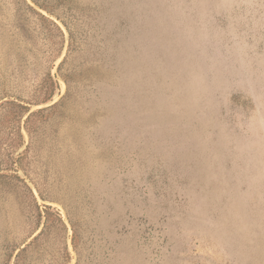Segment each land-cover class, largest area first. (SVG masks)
Instances as JSON below:
<instances>
[{
    "label": "rangeland",
    "instance_id": "374dc122",
    "mask_svg": "<svg viewBox=\"0 0 264 264\" xmlns=\"http://www.w3.org/2000/svg\"><path fill=\"white\" fill-rule=\"evenodd\" d=\"M0 264H264V0H0Z\"/></svg>",
    "mask_w": 264,
    "mask_h": 264
},
{
    "label": "trees",
    "instance_id": "16d2710c",
    "mask_svg": "<svg viewBox=\"0 0 264 264\" xmlns=\"http://www.w3.org/2000/svg\"><path fill=\"white\" fill-rule=\"evenodd\" d=\"M54 25L60 31L61 28H59V26H57L56 24H54ZM44 82L45 83L42 86V90H41L44 93L43 102H48V101L53 99L56 92L59 90V85H58V82L56 81V79L51 74L48 75V77L44 80ZM22 109H23V112L21 113V118H24L27 116V119L24 122V128L31 135V130H30L29 125L31 124V122L35 118V116H38L40 114L41 110L38 112L31 113V109L28 107H23ZM16 115H18V112L14 113V116H16ZM19 135H20L22 141H24V136L22 134V128H21V131L19 129ZM21 158L22 157L20 155V158L17 162L18 164H20ZM15 169H17V168H15ZM15 172L17 173V171H15ZM17 178H19V176H17ZM39 194H40L41 198L44 199V197L41 195L40 192H39ZM39 215L41 217V221H44L45 227H49V226H51V224H61L64 226V221H63V218H62L60 212L56 211L52 206H44V211L40 212ZM73 241L75 244V238H73ZM75 248H76V245H75Z\"/></svg>",
    "mask_w": 264,
    "mask_h": 264
}]
</instances>
